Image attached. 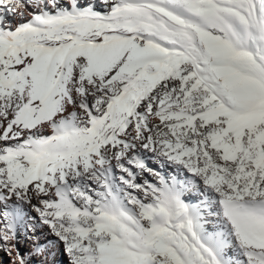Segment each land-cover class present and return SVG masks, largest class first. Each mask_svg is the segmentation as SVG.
I'll list each match as a JSON object with an SVG mask.
<instances>
[{
  "label": "snow or ice",
  "instance_id": "6c2138e0",
  "mask_svg": "<svg viewBox=\"0 0 264 264\" xmlns=\"http://www.w3.org/2000/svg\"><path fill=\"white\" fill-rule=\"evenodd\" d=\"M0 264H264V0H0Z\"/></svg>",
  "mask_w": 264,
  "mask_h": 264
}]
</instances>
